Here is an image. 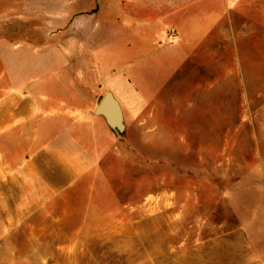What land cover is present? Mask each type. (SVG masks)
Wrapping results in <instances>:
<instances>
[{"label": "rangeland", "instance_id": "obj_1", "mask_svg": "<svg viewBox=\"0 0 264 264\" xmlns=\"http://www.w3.org/2000/svg\"><path fill=\"white\" fill-rule=\"evenodd\" d=\"M32 1L0 0V15L12 7L28 8ZM174 1L179 6L171 13ZM206 1L124 0L96 10L95 0H35L40 14L71 10V18L84 20V28H76L68 39L71 52H84L83 64L97 67L128 89L129 80L143 91L152 87L158 97L145 105L124 94L119 102L125 131L113 136L105 130L117 140L101 165L105 212L81 218L90 224L102 220L106 227L38 229L33 225L41 224V216L27 213L23 225L0 238L5 241L0 244V264H165L177 232L210 236L227 229L243 230L244 225L250 226L247 230L254 243L264 240V110L241 116L235 92L221 90L215 98L208 89V75L187 66L174 68L182 53L163 44V33L175 22L193 21L198 15L208 18L219 10V6L208 8ZM40 25L49 28L43 16L36 18V28ZM21 35L24 42L33 40ZM73 57L80 59L79 53ZM107 89L96 85L90 90V111ZM139 104L143 109L136 114ZM95 119L103 127L105 119ZM150 125L157 130L149 136ZM169 194L173 204L184 207L181 217L173 219L184 221L183 229H162L160 213L145 218L144 207L165 205ZM119 206L129 209L120 214L122 226L113 228ZM0 217L5 214L0 212ZM36 235L71 236L74 243H10Z\"/></svg>", "mask_w": 264, "mask_h": 264}, {"label": "crops", "instance_id": "obj_2", "mask_svg": "<svg viewBox=\"0 0 264 264\" xmlns=\"http://www.w3.org/2000/svg\"><path fill=\"white\" fill-rule=\"evenodd\" d=\"M113 2L121 5L124 0L94 3L98 10ZM203 3L211 10L219 6V10L208 18L198 15L193 21L175 22L170 28L176 30V42L165 40L169 28L162 35L163 44L182 53L174 68L187 66L204 72L215 98L221 90L235 92L240 115L254 116L253 110H264V0ZM172 4L171 13L179 6L177 1ZM29 5L12 7L0 15V212L5 214L0 217V238L23 225L27 213L41 216V224L33 225L38 229H104L102 220L90 224L81 215L105 212L101 165L117 140L105 132L115 136L104 118L90 111V90L108 86L107 91L119 101L127 94L145 105L157 99L158 93L152 87L143 91L130 80L128 89L97 67L83 64L84 52L68 49L73 31L85 26L83 19L71 18V10L40 14L35 0ZM42 16L49 28H36V18ZM22 33L34 41H22ZM78 53L79 60L71 58ZM142 109L139 104L135 113ZM97 116L103 118L105 128L97 123ZM156 130L150 125L147 133L150 136ZM171 195L165 205L145 206V218L160 213L162 229L180 230L185 222L173 219L181 217L184 207L173 204ZM124 209L129 207L114 210L118 218L113 228L122 226ZM247 229L250 226L244 225L243 230L227 229L210 236L177 232L165 264H264V240L254 243ZM1 239L0 244L5 243ZM10 243L67 246L74 242L71 236L36 235Z\"/></svg>", "mask_w": 264, "mask_h": 264}, {"label": "water", "instance_id": "obj_3", "mask_svg": "<svg viewBox=\"0 0 264 264\" xmlns=\"http://www.w3.org/2000/svg\"><path fill=\"white\" fill-rule=\"evenodd\" d=\"M94 114L102 116L115 134H122L125 131L121 104L111 91L105 92L101 97L94 109Z\"/></svg>", "mask_w": 264, "mask_h": 264}, {"label": "built area", "instance_id": "obj_4", "mask_svg": "<svg viewBox=\"0 0 264 264\" xmlns=\"http://www.w3.org/2000/svg\"><path fill=\"white\" fill-rule=\"evenodd\" d=\"M175 35H176L175 28H170L168 30V33H167L166 37H165V40L170 41Z\"/></svg>", "mask_w": 264, "mask_h": 264}]
</instances>
